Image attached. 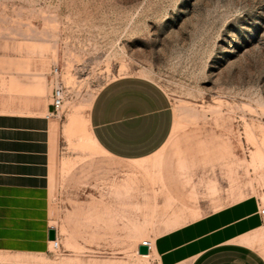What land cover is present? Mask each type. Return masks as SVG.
Listing matches in <instances>:
<instances>
[{
    "label": "rangeland",
    "instance_id": "374dc122",
    "mask_svg": "<svg viewBox=\"0 0 264 264\" xmlns=\"http://www.w3.org/2000/svg\"><path fill=\"white\" fill-rule=\"evenodd\" d=\"M122 76L169 100L170 136L140 160L111 158L88 126L97 91ZM55 86L48 190L59 248L7 264H158L138 246L187 222L177 186L212 178L264 211V0H0V112L46 115Z\"/></svg>",
    "mask_w": 264,
    "mask_h": 264
},
{
    "label": "crops",
    "instance_id": "0c3cea01",
    "mask_svg": "<svg viewBox=\"0 0 264 264\" xmlns=\"http://www.w3.org/2000/svg\"><path fill=\"white\" fill-rule=\"evenodd\" d=\"M46 112H0V264L10 257L40 259L49 250L48 230L58 236L49 218V107ZM87 116L95 142L119 161L153 155L172 127L168 97L138 76L103 85ZM210 181L207 187L177 186L188 220L153 239L158 264H264L258 199L221 179Z\"/></svg>",
    "mask_w": 264,
    "mask_h": 264
},
{
    "label": "built area",
    "instance_id": "2783aa9c",
    "mask_svg": "<svg viewBox=\"0 0 264 264\" xmlns=\"http://www.w3.org/2000/svg\"><path fill=\"white\" fill-rule=\"evenodd\" d=\"M52 73L53 74L57 73L56 67L53 68ZM63 94H64V92H63V89L61 86H55L53 88L52 94H51V102L49 105L51 108L50 114H53L54 112H57L60 109V107L62 105ZM261 213L264 214V211L261 210ZM49 243L51 244V248L53 250H57L59 248V244H58V240H57L56 235H55V239L49 241ZM144 245L147 247V249L149 251V247H150L149 243H147V245L146 244H144Z\"/></svg>",
    "mask_w": 264,
    "mask_h": 264
},
{
    "label": "water",
    "instance_id": "95a60500",
    "mask_svg": "<svg viewBox=\"0 0 264 264\" xmlns=\"http://www.w3.org/2000/svg\"><path fill=\"white\" fill-rule=\"evenodd\" d=\"M47 238H48L49 241L55 239V231L53 229H49L48 230ZM137 253L140 254V255L147 254L148 253V249H147V247L145 245H139L138 248H137Z\"/></svg>",
    "mask_w": 264,
    "mask_h": 264
},
{
    "label": "bare ground",
    "instance_id": "6f19581e",
    "mask_svg": "<svg viewBox=\"0 0 264 264\" xmlns=\"http://www.w3.org/2000/svg\"><path fill=\"white\" fill-rule=\"evenodd\" d=\"M70 122H72V121H70ZM85 122H86V121H85ZM85 122H84V123H85ZM70 124H71V123H70ZM73 124H74V122H73ZM74 125H75V124H74ZM71 128H72V127H71ZM68 129H69V128H68ZM87 139H89V138H87ZM84 140H86V139H84V137H83V141H84ZM88 142H89V141H88ZM91 143H92V142H91ZM87 144H88V143H87ZM89 146H90V145H89ZM147 243H149V245H150V247H149V250H150V249L152 248V243H151V242H141L140 245H144V244L147 245ZM149 253H150V252L148 251V254H149ZM139 256H140V257H147L148 255H146V254L140 255V254H139Z\"/></svg>",
    "mask_w": 264,
    "mask_h": 264
}]
</instances>
